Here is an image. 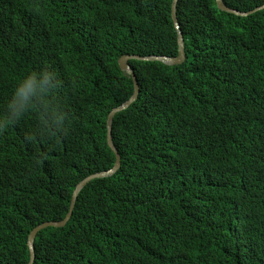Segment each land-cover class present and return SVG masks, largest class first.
Instances as JSON below:
<instances>
[{"label": "trees", "instance_id": "16d2710c", "mask_svg": "<svg viewBox=\"0 0 264 264\" xmlns=\"http://www.w3.org/2000/svg\"><path fill=\"white\" fill-rule=\"evenodd\" d=\"M173 0H0V106L29 70L56 71L66 114L0 128V264H28V236L109 171L107 118L133 94L125 56L178 55ZM249 13L264 0H223ZM188 61H132L140 96L115 116L120 169L78 194L34 264H264V11L180 0Z\"/></svg>", "mask_w": 264, "mask_h": 264}, {"label": "clouds", "instance_id": "9594fccd", "mask_svg": "<svg viewBox=\"0 0 264 264\" xmlns=\"http://www.w3.org/2000/svg\"><path fill=\"white\" fill-rule=\"evenodd\" d=\"M58 87L57 73L48 66L39 71L29 70L17 78L9 98L0 106V128L15 126L32 114L35 124L29 139L61 133L66 114L56 96Z\"/></svg>", "mask_w": 264, "mask_h": 264}, {"label": "water", "instance_id": "95a60500", "mask_svg": "<svg viewBox=\"0 0 264 264\" xmlns=\"http://www.w3.org/2000/svg\"><path fill=\"white\" fill-rule=\"evenodd\" d=\"M180 0H173V3H171L170 6V19L171 22H173V25L175 27V30L177 31V44H178V55L176 57H166V56H148V57H137V56H125L122 57L119 61V67L121 71L126 72L130 75L132 82H133V94L132 96L124 102L122 105L114 108L111 110V112L108 115L107 118V144L111 152L114 154V164L113 167L107 171V172H102V173H95L91 174L90 176L85 177L83 180H81L74 188L71 198H70V203L68 207V211L65 214L64 218L60 221L57 222H44L40 225H37L34 227V229L30 232L28 236V248L30 251V261L28 264H34L35 262V237L36 235L41 232L42 230L46 228H63L67 224V222L70 220L76 198L78 194L83 190V188L87 185H89L93 180H104V179H109L113 177L120 169L121 161H120V155L117 151V149L114 146L113 143V138H112V127H113V122L115 119V116L118 113H121L127 109H129L134 103L137 102L139 96H140V85L137 80L135 71L130 65V62L132 61H139V62H147V63H162L165 66H170V67H175V66H182L187 63L188 61V56H187V50H186V45L184 41V36L183 32L180 29L179 21H178V4ZM216 6L217 9L227 15L235 16V17H242L246 18L251 15L257 14L259 12L264 11V5L258 9H255L254 11H251L249 13H239L233 10H230L227 8L223 0H216Z\"/></svg>", "mask_w": 264, "mask_h": 264}, {"label": "bare ground", "instance_id": "6f19581e", "mask_svg": "<svg viewBox=\"0 0 264 264\" xmlns=\"http://www.w3.org/2000/svg\"><path fill=\"white\" fill-rule=\"evenodd\" d=\"M1 102V101H0Z\"/></svg>", "mask_w": 264, "mask_h": 264}]
</instances>
